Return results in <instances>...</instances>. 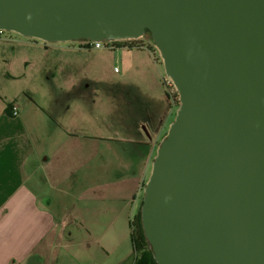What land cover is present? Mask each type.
Here are the masks:
<instances>
[{
    "label": "water",
    "instance_id": "obj_1",
    "mask_svg": "<svg viewBox=\"0 0 264 264\" xmlns=\"http://www.w3.org/2000/svg\"><path fill=\"white\" fill-rule=\"evenodd\" d=\"M45 42L150 32L181 104L140 212L158 264H264V0H0Z\"/></svg>",
    "mask_w": 264,
    "mask_h": 264
},
{
    "label": "crops",
    "instance_id": "obj_2",
    "mask_svg": "<svg viewBox=\"0 0 264 264\" xmlns=\"http://www.w3.org/2000/svg\"><path fill=\"white\" fill-rule=\"evenodd\" d=\"M12 39L0 33V264H133L132 223L173 114L157 64L122 48L142 91L119 92L128 107L109 117L102 92L26 91Z\"/></svg>",
    "mask_w": 264,
    "mask_h": 264
},
{
    "label": "rangeland",
    "instance_id": "obj_3",
    "mask_svg": "<svg viewBox=\"0 0 264 264\" xmlns=\"http://www.w3.org/2000/svg\"><path fill=\"white\" fill-rule=\"evenodd\" d=\"M1 32L13 38L8 48L14 66L20 70V64L27 62L26 73L29 81L26 91L35 87L40 92H48L70 86L75 91L102 92V95H107V103L103 110H107L106 113L109 117L124 112L128 107L125 105L124 99L118 95L119 92L142 91L136 78L132 74L126 75V68L122 63L123 57L120 54L123 51L121 46L115 49L86 48L87 50L83 54L73 55L68 51V46L78 45L83 40L45 42L14 31L2 30ZM136 44H146L143 52H148L157 64L161 86L167 94L163 84V77L167 73L155 42L150 35H144ZM169 107L173 113L171 125L180 106H173L170 102ZM143 196L144 192L141 202Z\"/></svg>",
    "mask_w": 264,
    "mask_h": 264
},
{
    "label": "built area",
    "instance_id": "obj_4",
    "mask_svg": "<svg viewBox=\"0 0 264 264\" xmlns=\"http://www.w3.org/2000/svg\"><path fill=\"white\" fill-rule=\"evenodd\" d=\"M2 30H0L1 33ZM140 39V38H139ZM139 39H131V40H122V41H108L109 43H105L106 41H93V40H83V45L85 48H102L107 47L111 49H115L118 46L127 47V48H146V44H136ZM163 84L167 91V96L169 101L173 106L179 107L181 104V96L178 90V87L168 74L163 77ZM12 115L17 116L19 114V107L17 103H14L11 106Z\"/></svg>",
    "mask_w": 264,
    "mask_h": 264
},
{
    "label": "trees",
    "instance_id": "obj_5",
    "mask_svg": "<svg viewBox=\"0 0 264 264\" xmlns=\"http://www.w3.org/2000/svg\"><path fill=\"white\" fill-rule=\"evenodd\" d=\"M150 37L151 34L148 32ZM152 38V37H151ZM133 245H134V263L133 264H158L155 260L147 242L141 219V212L137 214L132 223Z\"/></svg>",
    "mask_w": 264,
    "mask_h": 264
},
{
    "label": "flooded vegetation",
    "instance_id": "obj_6",
    "mask_svg": "<svg viewBox=\"0 0 264 264\" xmlns=\"http://www.w3.org/2000/svg\"><path fill=\"white\" fill-rule=\"evenodd\" d=\"M145 35H149V33L147 32ZM144 37V36H143ZM80 43H83V42H80Z\"/></svg>",
    "mask_w": 264,
    "mask_h": 264
}]
</instances>
